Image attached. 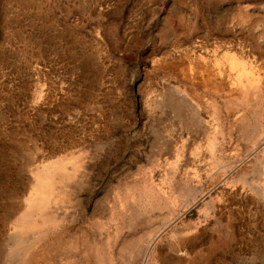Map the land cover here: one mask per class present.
Listing matches in <instances>:
<instances>
[{
	"label": "rangeland",
	"instance_id": "374dc122",
	"mask_svg": "<svg viewBox=\"0 0 264 264\" xmlns=\"http://www.w3.org/2000/svg\"><path fill=\"white\" fill-rule=\"evenodd\" d=\"M182 3L0 0V264H264V0Z\"/></svg>",
	"mask_w": 264,
	"mask_h": 264
},
{
	"label": "bare ground",
	"instance_id": "6f19581e",
	"mask_svg": "<svg viewBox=\"0 0 264 264\" xmlns=\"http://www.w3.org/2000/svg\"><path fill=\"white\" fill-rule=\"evenodd\" d=\"M250 80H251V79H250ZM249 83H250V82H249ZM249 86H250V85H249ZM252 86H253V85H252ZM180 104H181V103H180ZM181 105H182V104H181ZM182 106H183V105H182ZM180 109H181V108H180ZM178 116H179V115H178ZM42 169H43V168H42ZM44 171H46V170L44 169ZM42 178H43V177H42ZM46 178H49L48 180H50L53 184L55 183V178H56V177H54V176H52V175H50V176L47 175ZM59 178H60V181H61V182H64V180H66V178H68V177H65V176H64V177H59ZM37 179H38V178H37ZM39 179H40V180H38V187H37L36 189H42L41 187L43 186V184H42V180H43V179H41V178H39ZM52 183H51V184H52ZM62 184H63V183H62ZM53 187H54V185H53ZM181 190H182V189H181ZM38 191H40V190H38ZM40 192H41V191H40ZM182 192H183V191H182ZM41 193H42V192H41ZM37 200H38V199H37ZM34 202H35V201H34ZM34 202H32V203H34ZM36 204H38V203H36ZM36 204H34V205H36ZM39 204H40V202H39ZM31 205H33V204H31ZM34 205H33V206H34ZM38 207H39V206H38ZM28 210H29V209H28ZM164 210H165V209H164ZM45 214H46V212H45ZM159 215H160V213H159ZM165 215H166V214H165ZM22 217H23V216H22ZM25 217H27V216H25ZM151 217H152V216H151ZM167 217H168V216H167ZM48 218H49V217H48ZM137 218H138V217H137ZM164 218H165V217H164ZM24 220H25V218H24ZM166 220H167V219H166ZM25 221H28V220L26 219ZM46 221H47V220H46ZM46 221H45V222H46ZM152 222H153V221H152ZM164 222H166V221L164 220ZM26 223H28V222H26ZM147 223H148V222H147ZM34 224H35V223H34ZM148 224H149V223H148ZM162 225H163V224H162ZM165 225H166V224H165ZM136 227H137V225H136ZM145 227H146V226H145ZM140 228H141V227H140ZM161 228H162V227H161ZM157 229H158V228H157ZM157 229H156V230H157ZM144 230H145V228H144ZM147 230H148V229H147ZM159 230H160V229H159ZM133 231H134V230H133ZM139 232H140V231H139ZM159 233H160V232H159ZM40 236H41V235H40ZM23 237H24V236H23ZM131 240H132V239H131ZM131 240H129V241H131ZM133 241H134V240H133ZM148 243H149V242H148ZM130 244H131V242H130ZM132 245H133V243H132ZM132 245H131V246H132ZM134 245H135V243H134ZM134 245H133V247H134ZM126 246H127V245H126ZM129 246H130V245H129ZM150 246H151V245H150ZM150 246H149V247H150ZM44 247H45V246H44ZM46 247H47V246H46ZM93 247H94V246H93ZM127 247H128V246H127ZM149 247H148V248H149ZM125 248H126V247H125ZM129 248H131V247H129ZM148 248H147L146 251H145L146 253H147ZM46 250H47V249H46ZM46 250H45V252H46ZM99 250H100V249H99ZM129 250H130V249H129ZM62 251H63V250H62ZM130 251H132V250H130ZM134 251H135V250H134ZM136 251H137V250H136ZM136 251H135V252H136ZM135 252H133V256L135 255L134 257H136V253H135ZM138 252H139V251H138ZM47 253H48V251H47ZM61 253H63V252H61ZM64 253H65V251H64ZM94 253H95V252H94ZM129 253H130V252H128V255H129ZM134 253H135V254H134ZM126 254H127V253H126ZM59 255H60V253H59ZM137 255H138V254H137ZM62 256H63V254L61 255V257H62ZM68 256H69V255H68ZM96 256H97V254H96ZM98 256H100V255H98ZM98 256H97V258H98ZM126 256H127V255H125L124 257H126ZM61 257H60V258H61ZM101 257H102V256H101ZM122 257H123V256H122ZM130 257H131V256H130ZM130 257H129V258H130ZM141 257H142V256H141ZM58 258H59V257H58ZM127 258H128V257H127ZM129 258H128V259H129ZM128 259H127V260H128ZM133 259H135V258H133ZM93 260H94V259H93ZM98 260H99V259H98ZM130 260H131V262H132V259H130ZM128 261H129V260H128ZM133 261H135V260H133ZM97 262H98V261H97ZM124 262H125V261H124ZM126 262H127V261H126ZM126 262H125V263H126ZM117 263H118V262H117ZM122 263H123V262H122ZM127 263H128V262H127ZM127 263H126V264H127ZM129 264H131V263H129ZM135 264H136V261H135Z\"/></svg>",
	"mask_w": 264,
	"mask_h": 264
},
{
	"label": "crops",
	"instance_id": "0c3cea01",
	"mask_svg": "<svg viewBox=\"0 0 264 264\" xmlns=\"http://www.w3.org/2000/svg\"><path fill=\"white\" fill-rule=\"evenodd\" d=\"M183 3L181 4L183 7H200V0H181ZM224 1V0H218Z\"/></svg>",
	"mask_w": 264,
	"mask_h": 264
}]
</instances>
